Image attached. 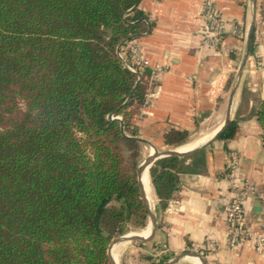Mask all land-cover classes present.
<instances>
[{"label": "trees", "instance_id": "16d2710c", "mask_svg": "<svg viewBox=\"0 0 264 264\" xmlns=\"http://www.w3.org/2000/svg\"><path fill=\"white\" fill-rule=\"evenodd\" d=\"M139 2L0 0V264H113L112 240L146 227L135 137L152 70L118 53L148 30ZM257 114L264 127V102ZM184 157L150 168L163 209Z\"/></svg>", "mask_w": 264, "mask_h": 264}, {"label": "crops", "instance_id": "0c3cea01", "mask_svg": "<svg viewBox=\"0 0 264 264\" xmlns=\"http://www.w3.org/2000/svg\"><path fill=\"white\" fill-rule=\"evenodd\" d=\"M207 1L140 0V9L148 15V30L136 42L147 66L161 71L155 77L156 95L139 115L137 137L148 141L141 142L146 147L148 143L145 155L153 147L161 152L188 151L213 137L225 120L254 22L253 49L231 109V121L237 122L238 129L233 137H219L184 157L181 187L167 208L159 206L153 189L149 200L156 207V233L146 243H114L112 257L117 263L164 264L184 252H197L206 264H264V251L258 252L252 240L230 247L224 211L234 194L228 176L231 151L240 158L238 182L247 178L258 189L264 186V127L257 114L264 102V0H211L227 30L218 47L205 43ZM234 26L240 29L237 35L232 33ZM172 129L186 131V142L167 145L164 136ZM244 209L247 226L260 230L264 200L250 197ZM150 226L138 233L149 236ZM209 241L218 248L210 250ZM118 244L121 247L114 255Z\"/></svg>", "mask_w": 264, "mask_h": 264}, {"label": "built area", "instance_id": "2783aa9c", "mask_svg": "<svg viewBox=\"0 0 264 264\" xmlns=\"http://www.w3.org/2000/svg\"><path fill=\"white\" fill-rule=\"evenodd\" d=\"M204 15L208 23V35L205 38V43L212 47H218L224 38L227 30L222 21L221 16L216 12L211 0L207 1L205 5ZM232 33L237 35L240 29L234 26ZM137 38L127 41L119 48V56L122 58L124 64L132 71L141 74L147 63L140 54L139 47L136 42ZM150 85L145 94L143 109L154 98L157 92V85L155 77L161 71L160 67L151 68ZM264 141V130H263ZM240 158L237 152L231 151L228 161V176L232 185L234 194L232 198L225 204L224 211L227 217V224L230 233V247H235L243 240H252L258 252L264 251V222L260 230L250 229L245 223V209L244 203L250 197L257 196L260 200H264V186L262 189L258 187L249 179L244 178L240 182L237 180V167ZM208 247L210 250H215L218 245L215 242L209 241Z\"/></svg>", "mask_w": 264, "mask_h": 264}, {"label": "water", "instance_id": "95a60500", "mask_svg": "<svg viewBox=\"0 0 264 264\" xmlns=\"http://www.w3.org/2000/svg\"><path fill=\"white\" fill-rule=\"evenodd\" d=\"M253 34H254V22L252 23V26L250 28L249 34H248V40H247V46H246V50L244 53V57L238 72V78H237V83L234 86V89L231 93L230 96V100H229V105H228V110L226 113V117L225 120L222 124V126L220 127V129L213 135V137H211L208 141H206L205 143H203L202 145L193 148L191 150L188 151H179L176 149H170L167 151H158V149L156 147H153L154 151L152 153H150L148 156H146L143 160L140 161L138 168H137V175H138V181H139V186H140V190H141V194H142V198L145 201V204L148 208V212H149V218L151 221V225H152V230L150 235L147 238L142 237L141 235H139L138 233H128V234H124L121 235L120 237H118L116 239V242L125 239V240H130V241H140L143 243L149 242L155 235L156 233V229H157V221H156V214L154 213V211L152 210V206L150 205V201L148 200L147 194H146V190H145V185H144V181H143V173L144 170L146 168L147 165H149V171L150 168L153 164V162L161 157H165V156H172V155H179V156H187L190 155L208 145H210L215 139L219 138L221 136V134L225 131V129L227 128L228 124L231 122V109H232V104H233V99L236 93V90L238 88V84L242 78L243 72H244V68L248 59V56L251 52V47H252V42H253ZM117 119H120L119 117H116ZM137 138L139 141L141 142H148L145 139L139 138V137H135ZM113 242L110 244L109 249H108V253L110 255V258L112 260L113 264H118L116 261H114L112 254H111V248L114 245ZM186 255H192V256H197L200 258L202 264H206V261L203 257L202 254L197 253V252H184L183 254L167 261L164 264H179L182 263V261L184 260V257Z\"/></svg>", "mask_w": 264, "mask_h": 264}, {"label": "bare ground", "instance_id": "6f19581e", "mask_svg": "<svg viewBox=\"0 0 264 264\" xmlns=\"http://www.w3.org/2000/svg\"><path fill=\"white\" fill-rule=\"evenodd\" d=\"M205 142V141H204ZM203 142V143H204ZM202 144V143H201ZM199 145V144H198ZM190 146H193V145H190V144H188V147H190ZM188 149V148H187ZM180 151H186V150H184V149H179ZM146 168H148V169H146ZM146 168H145V170H144V173H143V181H144V185H145V190H146V194H147V197H148V200L150 199L149 198V196L151 197V198H153V186H152V183H151V179H150V177H149V165H147L146 166ZM150 201V200H149ZM151 205V204H150ZM150 227H152V225L150 226ZM152 229V228H151ZM139 234V233H138ZM139 235H141L142 237H144V238H147L148 236H144V235H142V234H139ZM122 240H125V239H122ZM121 241V240H120ZM127 241V240H126ZM113 247V246H112ZM120 247H121V244H118V246L117 247H115V249L113 248V253H114V255H116L117 253H118V251H119V249H120ZM111 254H112V248H111ZM112 256H113V254H112ZM114 258V257H113ZM184 260L186 261V262H188L189 264H202V262H201V260H200V258L199 257H197V256H192V255H186L185 257H184Z\"/></svg>", "mask_w": 264, "mask_h": 264}, {"label": "rangeland", "instance_id": "374dc122", "mask_svg": "<svg viewBox=\"0 0 264 264\" xmlns=\"http://www.w3.org/2000/svg\"><path fill=\"white\" fill-rule=\"evenodd\" d=\"M144 144H146V143H141V156H140V161L143 160L146 156H148V154L145 155L146 152L148 151V148H147V147H148V143H147V147H146V145H144ZM149 146H150V145H149ZM173 149H175V148H173ZM154 192H155V190H154ZM152 210L154 211V213L156 212V207H155L154 203H153V205H152ZM150 224H151V221H150V218H148V223H147L146 227H144V228H134V227H131V228H130V231H128V232L125 233V234H128V233H138V232L140 233V232H143L144 229H146L148 226H150ZM122 235H124V234H122ZM120 236H121V235H120ZM120 236H118V237H120ZM118 237L114 238V239L112 240L111 243L116 242V239H117ZM136 242L141 243L140 241H136ZM116 243H117V242H116ZM130 243H134V244H132V245H135V242H134V241H131ZM182 263L189 264V263L186 262L185 260H183ZM118 264H121V262L119 261ZM136 264H139L138 261H137Z\"/></svg>", "mask_w": 264, "mask_h": 264}]
</instances>
